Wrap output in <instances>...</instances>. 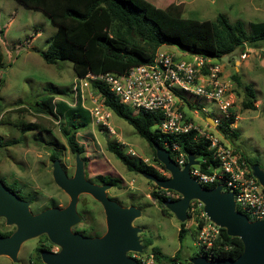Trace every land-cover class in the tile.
I'll return each instance as SVG.
<instances>
[{
    "label": "rangeland",
    "instance_id": "obj_1",
    "mask_svg": "<svg viewBox=\"0 0 264 264\" xmlns=\"http://www.w3.org/2000/svg\"><path fill=\"white\" fill-rule=\"evenodd\" d=\"M149 1L161 8L169 3L181 4V15L197 20H214L218 14H223L230 22L242 21L246 29L250 21H264V0ZM54 32L55 26L41 10L18 0H0V180L7 186L15 184L19 187L21 198L28 202L32 214L50 207L63 208L69 197L53 180L51 153L58 152L57 160L68 177L73 175L78 157L88 181L109 185L106 190L108 199L122 207L139 209V215L131 225L138 228L143 252L156 249L160 254V264H173L170 257L174 254L178 255L176 264H188L198 252L194 233L196 219L187 216L180 221L170 211L162 213L151 197V192L155 190L154 181L147 174L128 171L107 149L109 142H116L126 153L131 149L134 154L127 153L129 156L153 165L168 178L169 172L163 171L153 160L151 147L133 127L110 111L108 121L113 133L90 122L84 131L76 134L78 138H84L79 140L83 144V152L74 154L67 146L55 118L35 111V101L48 94H53L57 102L63 100L73 104L79 100L87 111V107H91L90 96H97L90 81L75 90V76L69 60L47 64L42 59L41 53L47 49ZM242 51L247 53L243 59L240 58ZM188 58L187 54L184 59ZM219 62L226 76L231 79L235 72L242 82L241 86H236L231 79L232 109L237 116L233 123L235 135L232 139L224 138V141L242 153L252 172L255 167L264 172V42L257 47L246 42L243 49L223 56ZM243 86L253 90L254 109L244 107L248 96ZM199 105L205 106L211 115L217 114L214 102L200 100ZM104 176L119 181L116 184L104 182L101 178ZM77 213L79 221L71 227L73 232H77L75 228H91L89 234H81L88 237L104 234L103 207L90 194L78 195ZM180 222H185L186 227L181 240L178 238ZM15 229L14 224H7L5 217L0 216L1 232H14ZM96 230L98 235L94 234ZM45 237L48 239L45 233H41L25 239L15 260L0 254V264H45L35 250ZM60 248L50 243V251L57 252ZM133 253L127 255L131 257Z\"/></svg>",
    "mask_w": 264,
    "mask_h": 264
},
{
    "label": "trees",
    "instance_id": "obj_2",
    "mask_svg": "<svg viewBox=\"0 0 264 264\" xmlns=\"http://www.w3.org/2000/svg\"><path fill=\"white\" fill-rule=\"evenodd\" d=\"M18 1L28 7L41 10L55 26V32L47 49L41 53L42 59L47 64H53L57 60H69L75 77H84L88 73L100 74L106 71L124 74L132 66L152 62L156 50L163 45H174L181 51L219 61L223 56L243 49L246 42L253 47L264 42V21H250L246 29L242 21L230 22L223 14H218L214 20L186 18L181 15L182 6L178 3H169L161 8L149 0ZM1 61L2 51L0 49ZM231 79L236 86H241L242 82L235 72L232 73ZM91 85L94 91L101 94L104 107L125 120L147 142L153 151V160L163 171L166 170L156 158L153 144L166 149L173 160L174 154L170 148L173 143H176L186 159L191 156L195 161H199L203 169L217 165L213 153L208 150V142L204 138H194L192 132L180 135L161 133L156 127L160 119L158 113L144 110L133 113L130 108L120 103L104 84L91 81ZM243 89L249 99L244 102V107L254 109L253 90L249 86H243ZM70 103L63 100L57 102L53 94H48L35 101L34 109L38 113L55 118L70 151L80 154L83 152V144L79 140L84 138H78L76 134L84 131L90 125L91 120L89 112L81 106L79 100L73 104ZM230 111V117L225 118L217 129L227 138L232 139L235 132L229 125L235 122V113L232 108ZM107 149L128 171L152 175L157 179L166 178L153 165L129 156L116 142H109ZM58 158V152L53 151L51 159L54 161ZM243 158L245 159L244 156ZM202 159L205 160L204 164L200 162ZM248 169L252 172L249 167ZM101 178L104 182L111 184L119 181L110 176ZM9 186L6 185L16 195L22 197L17 185ZM203 187L212 188L213 185H203ZM154 188L151 197L156 200L162 213L168 214L169 210L164 207V202L173 199L166 197L164 192L169 189H162L156 184ZM190 217L192 215L188 212V218ZM195 219L197 226L195 225L194 233L201 225V221ZM90 229L75 228V231L89 234ZM185 232V222H180L179 240L184 237ZM11 233L0 231V236H8ZM94 234L98 235L99 231L96 230ZM50 243L45 237L42 244L35 249L38 258L42 250H50ZM242 249L241 239L228 235L222 227H220L219 237L210 248L212 259H235ZM153 252L156 254V260L160 262L159 252L156 249ZM170 258L176 262L178 255L174 254Z\"/></svg>",
    "mask_w": 264,
    "mask_h": 264
},
{
    "label": "built area",
    "instance_id": "obj_3",
    "mask_svg": "<svg viewBox=\"0 0 264 264\" xmlns=\"http://www.w3.org/2000/svg\"><path fill=\"white\" fill-rule=\"evenodd\" d=\"M188 55V59L176 60L170 51L159 47L150 63L132 66L124 74L106 71L75 77L74 88L76 90L86 85V81L100 82L133 113L138 110L158 113L160 119L156 127L161 133L180 135L192 132L194 138L207 140L208 150L213 153L217 165L208 166L205 170L199 161L194 160L195 163L189 168L190 176L202 186L219 185L222 192H230L235 209L250 221L263 219L264 187L249 171L241 152L227 144L224 141L227 136L217 129L231 115L233 82L226 76L223 65L217 59ZM245 57L247 53L242 51L240 58ZM94 92L97 96H90L91 107H87L91 123L113 133L108 121L110 111L104 107L101 94ZM200 100L214 102L217 114L211 115L205 106L199 105ZM236 117L234 114L235 120ZM229 126L233 127V124ZM170 150L174 154V162L182 168L187 162L184 154L179 151L176 143L171 145ZM127 153L134 154L131 149ZM200 162L204 164L205 160ZM164 195L173 200L181 197L180 193L170 189ZM187 211L201 221L195 231L197 256L213 260L210 248L219 237L220 226L207 217L203 203L199 200H191ZM131 257L138 264H160L153 251L135 252Z\"/></svg>",
    "mask_w": 264,
    "mask_h": 264
},
{
    "label": "water",
    "instance_id": "obj_4",
    "mask_svg": "<svg viewBox=\"0 0 264 264\" xmlns=\"http://www.w3.org/2000/svg\"><path fill=\"white\" fill-rule=\"evenodd\" d=\"M155 156L170 174L168 178L157 179L148 175L162 189H170L181 194L176 200L164 202V206L180 221L188 216L191 200L203 203L207 217L225 229L230 236L239 237L243 244L242 252L235 258L208 260L202 256L189 259L190 264H264V218L250 221L235 209L230 192H222L221 186L203 187L189 174L195 163L191 156L180 168L166 149L153 144ZM252 174L264 187V172L254 168ZM52 177L56 185L69 197L63 208L50 207L37 214L28 209V202L14 194L0 180V216L16 229L8 236H0V254L12 260L20 244L27 238L45 233L48 239L61 248L57 252L42 250L40 257L45 264H138L128 256L129 252H141L137 231L131 225L139 215L134 206L122 207L106 197L108 184L96 185L84 176L83 163L76 157L75 169L71 177L64 172L58 160L53 161ZM90 194L100 202L105 214L106 230L101 236L88 237L73 232L71 227L79 221L77 213L78 195Z\"/></svg>",
    "mask_w": 264,
    "mask_h": 264
},
{
    "label": "crops",
    "instance_id": "obj_5",
    "mask_svg": "<svg viewBox=\"0 0 264 264\" xmlns=\"http://www.w3.org/2000/svg\"><path fill=\"white\" fill-rule=\"evenodd\" d=\"M160 48L170 51L174 55L176 60H184V58H186L188 54V52L181 51L178 48H176L174 45H163V46H160ZM237 63L238 61L236 60L235 64ZM235 70H237L236 66H235Z\"/></svg>",
    "mask_w": 264,
    "mask_h": 264
},
{
    "label": "flooded vegetation",
    "instance_id": "obj_6",
    "mask_svg": "<svg viewBox=\"0 0 264 264\" xmlns=\"http://www.w3.org/2000/svg\"><path fill=\"white\" fill-rule=\"evenodd\" d=\"M247 163V162H246ZM248 165V164H247ZM249 167V166H248ZM10 235V234H9ZM188 264H190V263H188Z\"/></svg>",
    "mask_w": 264,
    "mask_h": 264
}]
</instances>
